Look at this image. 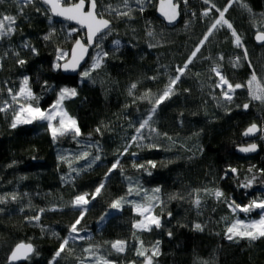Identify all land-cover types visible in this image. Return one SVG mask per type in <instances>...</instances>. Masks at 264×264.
Instances as JSON below:
<instances>
[{"label": "trees", "instance_id": "16d2710c", "mask_svg": "<svg viewBox=\"0 0 264 264\" xmlns=\"http://www.w3.org/2000/svg\"><path fill=\"white\" fill-rule=\"evenodd\" d=\"M157 1L152 0L142 12L137 9L129 16L114 17L103 13L97 0V12L112 23L106 32L111 35L98 48L101 66L87 78L81 72L90 70L96 43L76 77L64 76L54 68L58 50L69 53L72 43L84 34L80 27L53 18L40 0L24 6L23 15L18 3L0 2V14L17 17L15 32L0 43V93L6 97L8 88L16 92L20 79L27 76L34 94L28 103L46 111L62 88H75L77 95L64 99L63 107L76 120L80 138L98 143L96 154L100 156L90 168L67 177L68 167L56 149L58 145L64 148L67 141H54L42 122L12 128L13 114L0 112V197L6 198L0 203V264H8L10 251L20 242L31 243L35 249L21 264H50L79 217L81 210L71 203L74 197L93 193L101 183L104 187L96 199L88 197L90 204L77 228L89 232L90 242L110 262L143 264L144 257L137 250L143 247L151 256L159 242L153 264H264V237L229 240L226 232L240 216L229 203L245 205L264 199V141L256 140L259 153L255 156L235 153L238 146L249 143L242 132L263 120L264 103L252 100L246 86L235 89L231 101L221 99L211 71L217 66L233 85H246L253 71L264 80V44L254 41L257 31H264V0H234L225 13L241 37L247 58L235 46L231 30L218 27L175 85L174 94L159 104L152 119L157 134L133 141L138 124L129 120L139 98L165 88L218 17L216 8L223 10L229 3L210 0V8L212 4L216 7L202 17L200 12L207 8L204 0H189L193 11H185L177 0L180 21L168 28L155 15ZM238 54L242 59L234 66ZM19 59L26 63L20 65ZM245 103L249 104L246 110ZM118 159L119 166L106 175ZM141 164L145 167L136 166ZM248 179L251 185L241 187ZM157 188L159 192L154 191ZM216 190L223 196L217 198ZM151 192L157 197L153 214L160 217L162 226L136 231L133 225L139 216L135 204L145 202ZM197 195L199 207L194 204ZM121 197L125 200L120 211L97 227V220ZM36 215H40L39 221L30 219ZM197 223L202 231L195 228ZM117 240L132 241L134 252L115 253L111 243ZM79 250L69 242L53 264H80Z\"/></svg>", "mask_w": 264, "mask_h": 264}, {"label": "snow or ice", "instance_id": "6c2138e0", "mask_svg": "<svg viewBox=\"0 0 264 264\" xmlns=\"http://www.w3.org/2000/svg\"><path fill=\"white\" fill-rule=\"evenodd\" d=\"M14 2L20 5L18 11L21 15H23V7L34 4L35 0H14ZM41 2L49 6L48 11H50L53 15L63 17L70 21H75L76 24L80 25L81 28H85L87 30L86 42H82L81 40H76L75 47L71 51L70 59H66L69 56V53H66L63 50H58L57 59L58 60L65 59L66 61L63 64L64 70L76 71L77 68L80 66V62L84 60V57L88 51V47L96 43V38L98 36L102 37L106 31H110L111 22L108 19H104L102 13L97 12V0H41ZM134 2L140 6L139 10L142 12L144 10L143 5L145 3V0H134ZM204 2L205 4H208L210 3V0H204ZM233 2L234 0H229L228 5L223 10L216 8V11L219 13V17L216 18L214 22L210 25V27L207 29V32L203 35V38L198 42L197 46L191 52V54L189 55L183 66H178L176 68L177 74L174 77L169 78V82L163 89L162 94H160L154 101L153 107L151 108L152 114L156 112V108L157 106H159V104H161L164 100L170 98V96L174 94L175 85L181 80V76L185 74L186 70L188 69V66L193 62V59L197 57V54L200 53L201 48L209 40V37L213 34V31L216 30L218 27L226 25L227 28L231 30V35L234 38L235 46L238 48L242 47L241 37L233 29L232 24L227 19H225V13L227 12L228 7H231V4ZM122 3L124 7L127 9V11L121 12L118 9H113L111 5H109L108 11L116 12L117 15H121V16H129L130 12L132 11L130 7V0H122ZM215 7L216 6L212 4L211 8L206 9L203 12V15L205 16L209 15L212 8ZM245 7L247 6L245 5ZM177 8L178 5L174 4L173 0H159V11L161 15H163L164 18L169 23H172L177 18L178 15ZM36 10L40 11V9L38 8ZM248 10L251 11V9ZM16 19L17 17L12 15L0 14V39H2L5 36H10L12 33L15 32ZM71 31L75 32L77 31V29H72ZM149 35H152V33L150 32ZM44 39L48 40L49 36L46 35ZM255 39L259 42L264 43V31L258 30ZM115 44L119 45L120 42L117 40L115 41ZM24 47L31 48L29 44H25ZM77 49H79V52H77ZM31 51L35 53L36 49L31 48ZM17 55L19 54L17 53ZM107 55H108L107 52L103 53L104 57H106ZM244 57L245 59L247 58L246 49H244ZM220 59L222 60L223 57L221 56ZM101 60L102 57L98 54L97 57L93 60L91 69L84 70L81 72L82 78L89 77L91 74V70H95L99 68L101 66ZM239 60L240 57H237L234 66H238ZM17 62L20 65H24L26 63V61L23 59H19ZM55 67L59 68L61 67V65L56 64ZM211 71L215 72L216 75L219 77V82L217 83L216 86L221 89L222 95L226 100L229 101L232 100V93L235 91V89H240L246 86L248 89V94L252 100H256V101H260L261 103H264V80L259 79L255 71L252 72L250 79L246 82V85H242L240 83H236L233 85L225 78L224 75L220 73L219 69L216 67L212 68ZM153 79H155V77H153ZM28 85H29V77L24 76L20 82V87L17 92L14 93L12 88L7 89L8 94L11 97V104L19 105V109L18 111H15L13 120L11 122L12 128H16L18 122L31 123L33 120H41L48 122V127L51 130L54 141L57 139L58 136H64L69 133L73 134L74 137H78L81 134L80 129L77 126L76 120L72 117H68L67 113L64 112L63 108L61 107L62 101L64 99L68 97H74L77 95L75 88H67V87L62 88L59 92L57 100L51 106L50 110L42 111L38 106L34 107L31 103H27V101L34 98V94ZM131 88L133 89L136 88V84H132ZM148 95L149 94L146 93L145 97L142 98H147ZM21 100L25 102L21 103ZM11 104L5 101L4 105L0 106V112L7 111L8 108L11 107ZM248 107L249 104L247 103L243 105L244 109H247ZM22 116L23 119H21ZM57 117H59L58 125L54 127L52 121ZM151 119L152 116L149 115L147 119L143 120V122L139 124V127L135 129L137 135L131 138L133 141H136L138 138L144 139L145 137L143 135L142 130L146 128H149L151 131H155V129H151L150 127ZM260 130L261 129L258 128L256 124H252L245 131L244 135L247 136L250 134H254ZM96 131L99 132L100 130L97 129ZM149 147H155V145H149ZM256 149H257L256 144H250L247 147L241 148L240 151L253 152L256 151ZM124 151L126 152L127 148H125ZM122 154L123 153H121V155ZM88 157H89V153L83 152L79 156H77L76 159L86 160ZM61 159L64 158L61 157ZM99 159L100 156L98 155L94 157V160H99ZM119 163H120L119 159L116 162L112 163L106 175L111 173L112 170L116 169L119 166ZM148 164L155 167V163L153 161H148ZM136 166L139 168L145 167V165L142 164ZM231 171L235 173L237 170L233 168L231 169ZM262 172H264V170H262ZM250 184L251 182L243 185V187H249ZM103 187L104 184L101 183L98 187L95 188L93 193L78 194L74 197L73 201L71 202L72 206L80 208L81 211L79 217L70 226L69 229L70 234L75 233L77 234V238L85 239V237L79 236V229L77 228V225L80 224L81 220L83 219L87 211L86 206L90 203L88 197L91 196V199L95 200L96 197L101 193ZM154 191L159 192L160 190L157 188ZM128 194L129 195L132 194L131 187L129 188ZM136 194L139 195V192H137ZM214 194L217 198L223 196V193L219 190H216ZM11 199L15 200L16 197L12 196ZM124 200L125 198L121 197L120 199L113 201L110 207L113 209L120 208ZM149 200H151V198H149ZM3 202H5V198L0 197V203ZM200 203L201 201L199 199V196L197 195L196 199L194 200V204L197 207H199ZM135 207L139 212V214L143 217L141 221H138L133 225L135 228L151 231L152 226H155L156 228H160L162 226L160 217L153 215L154 205L151 202L147 204H135ZM229 207L232 209L233 213H236L237 210H239L240 212L247 214L256 209L264 210V200H252L249 204L244 206L236 204L235 201H232L231 203H229ZM40 211L42 213L44 210L41 209ZM30 219L39 221L40 215H36ZM103 219L104 217H101V220ZM195 228L197 230H201V231L203 230L201 224L199 223L195 224ZM226 232L228 234L227 238L229 240H232L234 237L247 238L249 240H256L261 237H264V211L261 212L260 218L258 220H251L249 222H245L242 219H235L230 224V226H228ZM168 234L171 235V232H169ZM158 243L159 242H157V246L153 248L151 256L146 255L148 250L143 247L137 250V255L144 257L143 264H153V257L157 255L158 252ZM68 244H69V240L67 238L62 240L59 249L56 251L53 257V261L50 262V264H53L55 258L61 255V253L65 250ZM111 247L115 249L117 252H123L125 249V242L117 240L111 244ZM34 251L35 249L31 243H25V242L17 243L13 248V250L11 251L9 260L11 262V261H18L21 259H28L29 255ZM84 251L90 253L91 255H95V252L91 246L89 248H86ZM97 260L99 264H109V262L106 261L105 258L102 256L97 257Z\"/></svg>", "mask_w": 264, "mask_h": 264}, {"label": "rangeland", "instance_id": "374dc122", "mask_svg": "<svg viewBox=\"0 0 264 264\" xmlns=\"http://www.w3.org/2000/svg\"><path fill=\"white\" fill-rule=\"evenodd\" d=\"M1 1L2 0H0V2ZM9 1H14V0H9ZM181 1L183 3L185 11L192 10V8L190 7L191 3H190L189 0H186V3H185V0H181ZM198 2H201V0H198ZM152 3H153L152 0L145 1L144 5H143V8H146V7L150 6ZM99 5H100V10L103 13H105L106 15H109V16H114V17H120L121 16V15H117L116 12H109L108 11L109 5H111V7L113 9H118L121 12L127 11V9L124 7V5L122 3V0H100ZM205 5H207L206 9L210 8L209 4H205ZM130 7L132 9V11L130 13H132L135 10L140 8V6L137 5L134 2V0H130ZM206 9H204V10H202L200 12V16H202V17L205 16V15H203V12ZM218 17H219V14H218ZM225 27H227V26L225 25ZM110 35H111L110 32L109 33H105V34H103L102 37L97 39L95 48H94V50H93V52H92V54L90 56V59H89V61H90L89 62V64H90L89 65V69H91L93 60L96 58L99 46L103 45L106 42V40L109 38ZM10 36H5L2 39H0V43L4 39L9 38ZM80 36L84 37V34H81ZM239 49L241 51V54L244 56L243 47H240ZM64 52L68 53L67 51H64ZM57 55H58V53H57ZM237 57H240L239 62H241L242 58H241V55H239V54L236 57H234L233 60L236 62V58ZM64 60L65 59L58 60L57 57H56V60L54 62V68L57 69V67H55V65L56 64H61ZM214 67L218 68L217 66H214ZM213 75L216 78L215 83L217 85V83L219 82V77L216 75L215 72H213ZM22 79H23V77L20 79V82H21ZM19 87H20V84H19ZM19 87H18V89H19ZM225 88H226V86H225ZM218 90L221 91L220 88H218ZM162 92H163V90L160 93H158V94H149L148 93L149 95L147 96V98H142V97H145V94L142 97H140L139 98V102L136 105V108H135V110L133 112L134 115H132V117H131V119L129 121L132 122L133 124L137 123L138 124L137 127H139V124L142 123L143 120L147 119L149 115H151L152 119H153L154 114L151 113V108L153 107L155 99L160 94H162ZM6 95L7 96L5 97L4 95H2L0 93V106H3L5 101H7V102H9V104H11V97L9 96L8 91H6ZM4 97H5V99H4ZM220 97H221V99H225L223 97V95H222V92H221V96ZM24 102L25 101L21 100V103H24ZM27 103H28V101H27ZM61 107L63 108L64 112H66L64 107H63V103H62ZM157 108H158V106H157ZM157 108H156V110H157ZM18 109H19V105L18 104H11V107H9L7 111H10L13 114V116H14L15 111H18ZM48 110H50V108ZM48 110H46V111H48ZM21 119H23V116L21 117ZM58 119H59V117H57L56 119H54L52 121L54 127H56L58 125ZM152 119L150 121V127H151V129H154L153 122H152L153 120ZM34 122L45 123V125L47 127V130L49 131V133L52 136V133H51V130L49 129V127H48V122L47 121L33 120L31 123H34ZM31 123H20V122H18L17 126L18 125H24V124H31ZM142 132H143V135L145 137L144 139H146L147 137H152V136L154 137L157 134L156 130L155 131H151L149 128H146V129L142 130ZM136 135H137V133H135V136ZM144 139H139L138 138L136 141H143ZM63 140L67 141L68 145H66L64 148H61V146L58 145V146H56V149H57V153H58L60 159H61V157H63L64 159H61V160L64 161L65 164L68 167V171H67L68 176L67 177L72 176L73 174L74 175L80 174L81 173V169H88V168H90V166H92V164H94V162L98 161V160H94V157L97 156L96 153L98 151V143L96 141L81 139L80 135L78 137H74L73 134H71V133L66 134L64 136H58L55 141H63ZM83 152H88L89 153V157L86 160L85 159L77 160L76 157L79 156ZM247 181H248L247 183L251 182V180H249V179ZM243 185L244 184L242 183L241 187H243ZM149 198H151V200H149ZM156 199H157V197L155 195V192L154 193L151 192L149 195H147L146 201L145 202H141L140 201L139 204H147L149 202L154 204L156 202ZM5 201H6V198H5ZM89 204L86 206V208L89 206ZM74 208H77V207H74ZM77 209H80V208H77ZM119 211H120V208H116V209L110 208L107 212H105L101 216V217H104L103 220H101V217L97 220V222H96L97 227H101L111 215H114V214L118 213ZM262 211H264V210L256 209L254 211H251L250 213H247V217L236 213V215H240L241 217L240 216H236L232 220V222L235 219H242L245 222H249L251 220H258L260 218V215H261ZM136 213L139 216L138 221H141L143 219V217L139 214L137 209H136ZM254 213H257V214L254 215ZM153 227L154 226H152L151 228H153ZM135 230L136 231H146V230L138 229V228H135ZM79 236L85 237V239H79V238H77V234H75V233L70 234V232H69L68 240H69L70 243H72L74 249H80L79 250V255L81 256L80 264H99V262L97 260V257H100V256L104 257L105 260L109 262V264H116L115 262H110L107 259V256L105 255V252L102 249H100L98 246H96V245H94V244H92L90 242V240H89L90 239V234H89L88 231L79 229ZM120 241H122V240H120ZM74 242H78V243H80V245L76 246L75 244H73ZM124 242H125V249H124L123 252H117L115 249H113L112 247L111 248L113 249V251L115 253L124 254V253L130 252V251L134 252L135 249L133 247V242L132 241H124ZM90 246L93 248V250L95 252V255H91L90 253L84 251L86 248H89Z\"/></svg>", "mask_w": 264, "mask_h": 264}, {"label": "water", "instance_id": "95a60500", "mask_svg": "<svg viewBox=\"0 0 264 264\" xmlns=\"http://www.w3.org/2000/svg\"><path fill=\"white\" fill-rule=\"evenodd\" d=\"M40 2H41V0H40ZM41 3H42V2H41ZM173 3L178 5V8H177L178 15H177V18L175 19V21H173L172 23H169V22L164 18V16L161 15V13H160V11H159V0L157 1L156 6H155V15H156V17H157L158 19H160V21H161L166 27H168V28H174L175 26L178 25V23H179V21H180V13H181L180 4L177 2V0H173ZM42 4H43V3H42ZM43 5H44L47 9L49 8L48 5H45V4H43ZM49 13H50V15H51L53 18L63 19V20H65V21H68V22L72 23V24L75 25V26L80 27V25L76 24L75 21H70V20H67V19H65V18H63V17L55 16V15H53L50 11H49ZM103 18H104V17H103ZM104 19H107V18H104ZM108 20H109V19H108ZM109 21H110V20H109ZM110 22H111V21H110ZM111 24H112V23H110V27H111ZM80 28H81V27H80ZM81 29L84 31V39H82L81 37H79V38H77L76 40H81L82 42H86V39H87L86 32H87V30H86L85 28H81ZM106 32H108V31H106ZM106 32H105V33H106ZM105 33H104V34H105ZM255 36H256V35H255ZM255 36H254V41L256 42V44H258V45H262V44H264V43H262V42L257 41V40L255 39ZM98 37H99V36H98ZM98 37H97V38H98ZM97 38H96V39H97ZM76 40L72 43V45H71V47H70V50H69V56H68L66 59H70V58H71V51H72V49L75 47V42H76ZM94 45H95V43H94L92 46L88 47V51H87V53H86V55H85V57H84V60H82V61L80 62V66L77 68L76 71H71V70L65 71L64 68H63V64H64L66 61L64 60V61L60 64L61 67H59V71L61 72V74L64 75V76H67V77H76V76L79 74L80 70L83 68V66L87 63V61H88V59H89V55H90L91 49L94 47ZM77 52H79V49H77ZM245 110H246V109H245ZM249 127H250V126H249ZM249 127H247V128L242 132V135H241L242 138H243L244 140H246V141H249V143H247V144H245V145L238 146V147L235 149V153H236L237 155H239V156H242V157L255 156V155H257V154L259 153V146H258L257 143L254 142V140L257 138V136H258V134H259V131H257V132L254 133V134H250V135L245 136L244 133H245V131H246ZM258 128H259V127H258ZM250 144H256V145H257V149H256V151H253V152H242V151H240L241 148H243V147H247V146L250 145ZM14 247H15V246H14ZM14 247H13V248H14ZM13 248H12V250H13ZM12 250H11V251H12ZM11 251H10L8 257H7V262H8V264H21V263H23V262L26 260V259H21V260H18V261H11V262H10L9 257H10ZM31 255H32V253L29 255V257H30Z\"/></svg>", "mask_w": 264, "mask_h": 264}, {"label": "built area", "instance_id": "2783aa9c", "mask_svg": "<svg viewBox=\"0 0 264 264\" xmlns=\"http://www.w3.org/2000/svg\"><path fill=\"white\" fill-rule=\"evenodd\" d=\"M261 130L259 131V135H258V137H257V140H259L260 142H263L264 141V118H263V120L261 121V123L259 124V126H258ZM263 187H264V185L263 186H261V189L263 190ZM245 205H247V204H245ZM241 206H244V205H241ZM260 210V209H259ZM237 214H240V215H243V216H245V217H247V214H245V213H243V212H240L239 210H237V212H236Z\"/></svg>", "mask_w": 264, "mask_h": 264}]
</instances>
